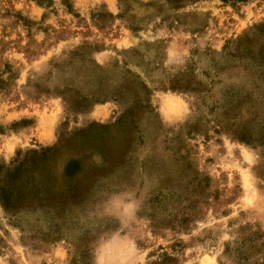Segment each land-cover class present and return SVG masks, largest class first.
<instances>
[{
    "label": "rangeland",
    "instance_id": "1",
    "mask_svg": "<svg viewBox=\"0 0 264 264\" xmlns=\"http://www.w3.org/2000/svg\"><path fill=\"white\" fill-rule=\"evenodd\" d=\"M0 264H264V0H0Z\"/></svg>",
    "mask_w": 264,
    "mask_h": 264
}]
</instances>
